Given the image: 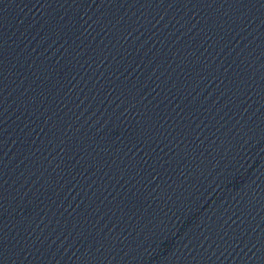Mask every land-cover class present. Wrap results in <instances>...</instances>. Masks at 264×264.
<instances>
[{
    "label": "water",
    "instance_id": "obj_1",
    "mask_svg": "<svg viewBox=\"0 0 264 264\" xmlns=\"http://www.w3.org/2000/svg\"><path fill=\"white\" fill-rule=\"evenodd\" d=\"M0 264H264V0H0Z\"/></svg>",
    "mask_w": 264,
    "mask_h": 264
}]
</instances>
